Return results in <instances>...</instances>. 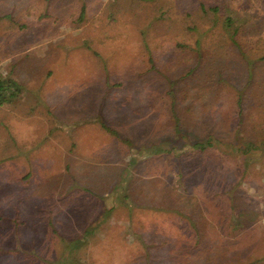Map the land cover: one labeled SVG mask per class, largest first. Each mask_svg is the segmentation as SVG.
<instances>
[{"label":"rangeland","instance_id":"obj_1","mask_svg":"<svg viewBox=\"0 0 264 264\" xmlns=\"http://www.w3.org/2000/svg\"><path fill=\"white\" fill-rule=\"evenodd\" d=\"M222 5L264 24L263 0H0V78L21 86L0 105V264H50L97 224L83 264H264V146L240 151L264 143V61L228 66L223 12L209 11ZM218 58L229 79H208ZM209 136L222 144L143 152ZM159 187L208 207L198 244L166 208L129 223L117 199L145 205Z\"/></svg>","mask_w":264,"mask_h":264},{"label":"trees","instance_id":"obj_2","mask_svg":"<svg viewBox=\"0 0 264 264\" xmlns=\"http://www.w3.org/2000/svg\"><path fill=\"white\" fill-rule=\"evenodd\" d=\"M264 2V0H263ZM209 11L211 14L216 13L218 11H222L223 13V19L221 21V32H222V43L221 45L225 46V56L229 57L228 59V66L233 69V71H236L237 68H240L239 63H243V61L247 63H257V62H263L264 61V51L261 55L256 56L257 58H251L248 53V43L253 39L252 37H255V33H259L262 30H264V24L259 23L258 21L252 22L250 24L251 27H248L247 23L250 19L249 16H240L237 15L236 10L234 7H229L228 5H222L220 6H215V7H210ZM81 14H83V9H81ZM247 23V24H246ZM245 26V27H244ZM196 44H198V41H196ZM150 61L152 59L150 58ZM154 62V61H153ZM223 61H220V58L218 59H213L211 62L205 63L203 66L208 68L209 73H208V79H220V76L223 78H228V75L224 72L223 68L224 66L222 65ZM201 63H196L194 65H190L184 72L183 77L180 79H188L190 75L195 76L199 69H200ZM153 68L156 67L155 63L152 65ZM240 73H241V68H240ZM236 77V76H235ZM191 78V77H190ZM237 78V77H236ZM171 79V78H168ZM234 79V78H231ZM260 86H262L259 83ZM174 86L175 82L170 83L168 93L171 95V98L173 97L174 94ZM173 89V90H172ZM21 90V86L18 82H16L13 79H3L0 78V105L8 103L12 101L19 93ZM183 91H187L185 88ZM263 93V91H260ZM176 95V94H175ZM264 99V97H263ZM219 104H215L214 106H218ZM236 106H237V111H235V114L241 117H244V110L247 107L245 104V101H242V97L240 96L238 100L236 101ZM220 108H222V102L220 101ZM178 119H176L175 122V135L182 136L181 130H179V125H178ZM105 127V125H104ZM183 137V136H182ZM222 144L221 141H218L214 139L213 137L209 136L206 137L205 139L202 140H196V141H189L187 140L186 143L184 144V149L177 148V147H172V148H163L159 145L153 146L150 149L147 148L143 152L146 155H149L148 153H155L154 155L161 154V153H174L176 157L179 155L183 154V151L187 150L185 149L186 147L192 149V148H197L196 150L198 151H203L209 147H212L214 145ZM250 142H247L244 150L240 148V151L242 152L243 155L249 154V149L254 148L256 150L259 149V147L264 146H252L250 145ZM195 150V149H194ZM195 150V151H196ZM245 156V157H246ZM249 157V156H248ZM135 159H132V162H135ZM248 163L247 157L245 158V164ZM160 189H156L154 191L155 194V199H150L151 201L148 202L145 205H138L135 201L129 199V196L127 194H124L123 197H120L117 199V202L119 205L127 207V212L129 214L128 221L131 223V225L135 222L138 221L137 218H135L136 208H147L150 210H162L163 208L168 209L166 211L171 212L172 214L178 212L181 219L183 221H187L189 223L188 226V235L191 234V236L195 238L194 243L198 244V240L200 239V235L204 230L203 227L196 221L197 217L203 218L204 215L202 214L203 212H207L208 207H200L198 206L199 204V199L194 198L193 196H188L186 194H181L177 191H171L169 194L167 191L163 190L162 187H159ZM183 191L188 192L189 190L187 188H183ZM153 197V198H154ZM157 200V202L154 203V201ZM172 201V205L170 202ZM158 203V204H157ZM162 206H158V205ZM166 205L165 207L163 205ZM173 206V207H171ZM192 212V213H191ZM100 224H97V228L99 227ZM97 228H85L83 230L82 235L77 237L76 239H72L70 241H62L63 247L61 249V253L58 257L54 258L50 264H83L81 261L78 259V252L79 250L85 246V244L88 242L86 241V235L94 233V231ZM214 229V228H210ZM140 241H143L145 243V237L140 236ZM176 241H180L179 239H176ZM139 243V241H136ZM146 244V243H145ZM20 246V245H19ZM175 246L171 249V251H175ZM183 249V248H181ZM148 252V251H147ZM187 251L182 253V256L186 257L187 256ZM196 253L192 254L195 256ZM171 263L174 264H179V261L176 260V257L171 261ZM197 263V260H195V263Z\"/></svg>","mask_w":264,"mask_h":264}]
</instances>
